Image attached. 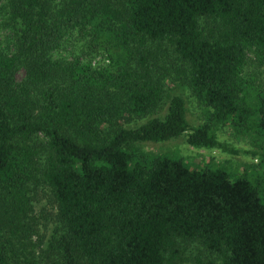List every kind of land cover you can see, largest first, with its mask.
Segmentation results:
<instances>
[{
	"label": "trees",
	"instance_id": "16d2710c",
	"mask_svg": "<svg viewBox=\"0 0 264 264\" xmlns=\"http://www.w3.org/2000/svg\"><path fill=\"white\" fill-rule=\"evenodd\" d=\"M0 26V264H173L187 242L264 264L262 180L137 145L186 132L256 153L214 126L264 136V88L243 76L247 52L264 63V0H0ZM171 55L195 125L168 92ZM44 191L51 213L35 205Z\"/></svg>",
	"mask_w": 264,
	"mask_h": 264
},
{
	"label": "rangeland",
	"instance_id": "374dc122",
	"mask_svg": "<svg viewBox=\"0 0 264 264\" xmlns=\"http://www.w3.org/2000/svg\"><path fill=\"white\" fill-rule=\"evenodd\" d=\"M6 33V30L0 26V38H3ZM78 50H80L79 42L68 41L58 52L70 57L73 54H77ZM247 56L248 60L243 67V76H248L252 80L254 87L263 89L264 63L257 66L253 63V54L247 52ZM89 59L93 65H100L106 61L105 52L93 53V55L89 56ZM163 63L167 68L164 73L171 76L168 92H176L182 95L185 101V115L188 123L190 125L197 124L202 118V107L190 94L189 89L180 82L179 71L182 68V64L173 55L166 56L163 59ZM21 74V71H19L17 77ZM214 130L219 140L256 153L234 154L223 151L218 147H195L186 142V132L166 140L139 142L137 145L152 152L179 155L193 166L203 165L205 162L221 164L231 171L233 175L245 172L251 178L262 180V183H264V164L260 163L258 154L264 152V136L252 130L241 132L235 130L232 125L227 124L214 126ZM50 198L49 192L44 191L40 195V201L35 205L38 207L43 204L45 206L44 213H51L54 207ZM43 231L45 236L49 233V224ZM184 244H187V246L178 247L179 252L175 255L173 264H199L198 260L203 264H219L218 260L213 256L204 250L198 249L195 243L187 242Z\"/></svg>",
	"mask_w": 264,
	"mask_h": 264
}]
</instances>
